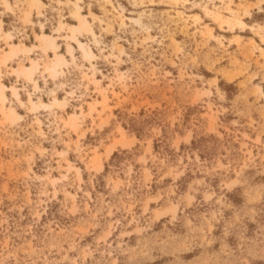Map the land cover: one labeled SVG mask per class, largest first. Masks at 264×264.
<instances>
[{
    "label": "rangeland",
    "instance_id": "374dc122",
    "mask_svg": "<svg viewBox=\"0 0 264 264\" xmlns=\"http://www.w3.org/2000/svg\"><path fill=\"white\" fill-rule=\"evenodd\" d=\"M0 264H264V0H0Z\"/></svg>",
    "mask_w": 264,
    "mask_h": 264
},
{
    "label": "trees",
    "instance_id": "16d2710c",
    "mask_svg": "<svg viewBox=\"0 0 264 264\" xmlns=\"http://www.w3.org/2000/svg\"><path fill=\"white\" fill-rule=\"evenodd\" d=\"M46 32H47V33H49V30H46ZM115 156H118V154H117V153H115V154H114V157H115Z\"/></svg>",
    "mask_w": 264,
    "mask_h": 264
}]
</instances>
